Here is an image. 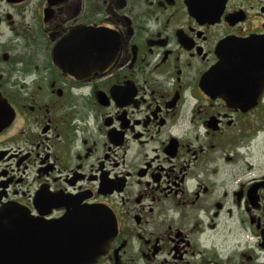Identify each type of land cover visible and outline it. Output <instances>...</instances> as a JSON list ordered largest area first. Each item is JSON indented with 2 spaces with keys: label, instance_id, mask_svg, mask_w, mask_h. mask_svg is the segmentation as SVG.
<instances>
[{
  "label": "flooded vegetation",
  "instance_id": "1",
  "mask_svg": "<svg viewBox=\"0 0 264 264\" xmlns=\"http://www.w3.org/2000/svg\"><path fill=\"white\" fill-rule=\"evenodd\" d=\"M0 101V213L79 264H264V0H0Z\"/></svg>",
  "mask_w": 264,
  "mask_h": 264
},
{
  "label": "water",
  "instance_id": "2",
  "mask_svg": "<svg viewBox=\"0 0 264 264\" xmlns=\"http://www.w3.org/2000/svg\"><path fill=\"white\" fill-rule=\"evenodd\" d=\"M245 44L229 42L222 51L218 71L229 65V60L244 57ZM7 116L3 115L0 101V127L5 124ZM76 221V222H75ZM67 216L58 221L35 219L26 215L0 213V264H79L84 260L81 239L77 234L78 221ZM55 227L70 228L66 233L67 245L55 248L52 245ZM76 243V244H74ZM53 250L64 251L53 258Z\"/></svg>",
  "mask_w": 264,
  "mask_h": 264
}]
</instances>
